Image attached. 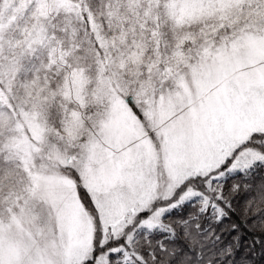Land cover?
I'll return each instance as SVG.
<instances>
[{
	"label": "snow or ice",
	"instance_id": "1",
	"mask_svg": "<svg viewBox=\"0 0 264 264\" xmlns=\"http://www.w3.org/2000/svg\"><path fill=\"white\" fill-rule=\"evenodd\" d=\"M257 255L264 0H0V264Z\"/></svg>",
	"mask_w": 264,
	"mask_h": 264
},
{
	"label": "trees",
	"instance_id": "2",
	"mask_svg": "<svg viewBox=\"0 0 264 264\" xmlns=\"http://www.w3.org/2000/svg\"><path fill=\"white\" fill-rule=\"evenodd\" d=\"M254 259L256 261V264H264V256L257 255L256 257H254Z\"/></svg>",
	"mask_w": 264,
	"mask_h": 264
}]
</instances>
